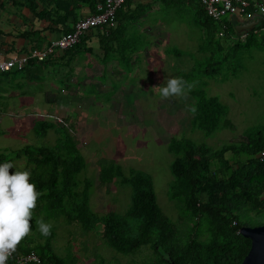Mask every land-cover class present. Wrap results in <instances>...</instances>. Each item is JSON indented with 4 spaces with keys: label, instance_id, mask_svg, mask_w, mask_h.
<instances>
[{
    "label": "rangeland",
    "instance_id": "obj_1",
    "mask_svg": "<svg viewBox=\"0 0 264 264\" xmlns=\"http://www.w3.org/2000/svg\"><path fill=\"white\" fill-rule=\"evenodd\" d=\"M144 5L142 17L123 36L139 45L137 51L125 52L131 55L129 63L119 54V61L109 67L121 71V76L101 72L94 77L95 82H109L105 90L77 88L80 77L69 76L62 62L43 65L36 78L27 73L0 78V90L8 95H0V150L54 146L58 135L53 130L45 136L35 134L33 126L38 121L66 127L85 161L76 179L81 184L90 181L88 203L94 214L125 216L131 201L130 186L117 179L104 180L102 168L113 162L126 174L131 168L138 169L152 177L157 205L176 223L181 240H185L186 222L167 194L172 180L170 165L175 158L168 151V142L172 137L187 138L216 150L242 141L248 128H264V53L231 52L229 61L213 77L196 71L191 74L196 60L201 59L198 47L202 39L201 29L193 23L192 7L166 5L161 0H148ZM231 41L222 42V56L228 55ZM186 74L189 76L183 79ZM173 77L191 84V90L217 97L227 108L229 127L211 136L193 129V97L189 92L167 99L160 96L158 86ZM12 163L24 168L26 159ZM45 222L52 224L51 248L66 264L155 263L156 255L149 245L122 254L105 243L101 228L85 231L64 217ZM29 234L34 242L45 240L38 227Z\"/></svg>",
    "mask_w": 264,
    "mask_h": 264
},
{
    "label": "trees",
    "instance_id": "obj_2",
    "mask_svg": "<svg viewBox=\"0 0 264 264\" xmlns=\"http://www.w3.org/2000/svg\"><path fill=\"white\" fill-rule=\"evenodd\" d=\"M40 1L51 6L43 16L54 22V16L65 18L72 5L88 6L93 14L96 5L104 0ZM127 2L116 14L121 31L117 27L108 34L100 31V44L106 54H120L129 63L131 55L126 56L125 52L131 50L133 54L139 45L130 43L123 36L130 25L142 17L143 7L138 6L127 13L124 10ZM161 2L177 7L187 5L194 11L193 23L201 29L202 39L198 47L201 59L196 60L191 74L196 71L213 77L229 61L231 52L234 55L252 50L264 53V22L241 41L236 40L238 35L229 17L217 21L211 19L196 0ZM60 11H64L65 16H59ZM229 38L234 41H231L228 55L222 56V42ZM112 41H115L114 48L109 44ZM80 43L63 51V57L73 58ZM45 63L46 60H30L27 66L34 64L41 68ZM188 92L193 97L191 108L196 109L194 113L190 112L193 129L211 136L229 127L230 122L225 120L227 108L217 97L207 96L203 90ZM33 130L37 136H45L48 130H53L58 135L57 143L51 147L26 146L11 152L0 150V163L26 159L24 168L32 173L30 182L42 193L33 209L30 232H35L37 221L41 219L64 217L68 222L78 223L85 231L101 228L105 243L118 253H133L141 246L149 245L156 255L154 264H240L250 248V240L241 235L240 229L264 224V158L261 157L264 128L260 126L245 130L242 141L225 144L216 150L187 138L172 137L169 140L168 151L175 158L170 165L172 180L167 194L186 222L185 240H181L176 223L157 205L149 174L134 168L126 174L113 162L105 165L101 170L102 178L107 181L117 179V182L129 185L131 201L125 216L112 213L98 216L89 209L90 181L81 184L76 179L84 169L85 161L66 127L38 121ZM250 214L255 217L249 218ZM51 238L52 233L44 242H34L33 235L28 234L17 245L15 255L35 251L41 258L40 264H66L53 252Z\"/></svg>",
    "mask_w": 264,
    "mask_h": 264
},
{
    "label": "crops",
    "instance_id": "obj_3",
    "mask_svg": "<svg viewBox=\"0 0 264 264\" xmlns=\"http://www.w3.org/2000/svg\"><path fill=\"white\" fill-rule=\"evenodd\" d=\"M147 1L128 0L124 10L127 13H131L138 6H145L144 3ZM50 8L51 6L42 3L40 0H0V60L9 59L17 55H25L30 49L35 47L47 46L62 34L70 32L77 21L92 14L88 6L82 4L72 5L69 14L65 18L54 16L53 22L43 16L44 11ZM58 15L65 16V12L60 11ZM229 19L236 27L247 21V19L239 15L230 16ZM135 23L133 22L130 25L128 32L132 30L131 27ZM116 27L119 29V25ZM119 30L121 31V29ZM109 44L110 47H115V41ZM80 46V48H76V52L72 55L73 58L68 57L65 59L63 52H55L48 56L44 65L62 62L65 65V72H68L69 76L74 78L78 75L80 77L81 84L77 88L82 89L85 86H89L90 88L96 87L99 91H103L109 87V82H105V84L95 82L94 77L101 72H108L117 76V78L121 76V71L119 72L115 68L113 71L110 69L112 64L119 61V55L116 56L113 53L106 54L104 52L100 44V30L95 29L88 32L82 39ZM103 65L105 68L102 67ZM40 72V67L36 68L33 64L26 66L23 71L2 73L0 78L7 79L10 76L23 73L32 74L36 78L37 73ZM73 81V79L70 80V82ZM1 94L8 96L7 92L2 89L0 90ZM23 95L24 93L20 94V96ZM46 100L47 102H52L49 99Z\"/></svg>",
    "mask_w": 264,
    "mask_h": 264
},
{
    "label": "built area",
    "instance_id": "obj_4",
    "mask_svg": "<svg viewBox=\"0 0 264 264\" xmlns=\"http://www.w3.org/2000/svg\"><path fill=\"white\" fill-rule=\"evenodd\" d=\"M126 0H104L96 5V12L77 21L70 32L62 34L47 46L32 48L25 55L0 60V74L22 71L30 60L45 61L55 52H63L79 44L88 32L98 29L105 34L117 26L116 14ZM207 16L217 21L224 17L243 16L247 20L264 17V0H196ZM264 22V19L262 20ZM256 28V27H255ZM254 28V29H255ZM264 29V27L262 28ZM248 32H242L237 39L244 41ZM264 158V152L261 153ZM41 258L35 251L15 255L11 253L7 264H40Z\"/></svg>",
    "mask_w": 264,
    "mask_h": 264
},
{
    "label": "clouds",
    "instance_id": "obj_5",
    "mask_svg": "<svg viewBox=\"0 0 264 264\" xmlns=\"http://www.w3.org/2000/svg\"><path fill=\"white\" fill-rule=\"evenodd\" d=\"M158 88L160 96L167 99L183 96L186 91H191L192 85L173 77ZM190 110L196 111L195 107ZM31 175L29 169L18 168L12 162L0 163V264H7L11 253L32 229L33 209L42 193L30 182ZM37 223L42 236L51 234V223L43 219Z\"/></svg>",
    "mask_w": 264,
    "mask_h": 264
},
{
    "label": "water",
    "instance_id": "obj_6",
    "mask_svg": "<svg viewBox=\"0 0 264 264\" xmlns=\"http://www.w3.org/2000/svg\"><path fill=\"white\" fill-rule=\"evenodd\" d=\"M264 17H256L247 20L241 26L236 27L237 35L242 32H249L262 23ZM243 237L250 240V248L240 264H264V224L255 227L244 226L240 229Z\"/></svg>",
    "mask_w": 264,
    "mask_h": 264
}]
</instances>
